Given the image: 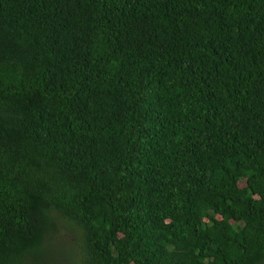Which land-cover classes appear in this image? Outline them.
<instances>
[{"label":"trees","instance_id":"16d2710c","mask_svg":"<svg viewBox=\"0 0 264 264\" xmlns=\"http://www.w3.org/2000/svg\"><path fill=\"white\" fill-rule=\"evenodd\" d=\"M0 264H264V0H0Z\"/></svg>","mask_w":264,"mask_h":264},{"label":"rangeland","instance_id":"374dc122","mask_svg":"<svg viewBox=\"0 0 264 264\" xmlns=\"http://www.w3.org/2000/svg\"><path fill=\"white\" fill-rule=\"evenodd\" d=\"M63 233H64V237L63 238H61L60 240H59V242H58V244L59 245H63V244H65L66 245V243H68L67 242V239L69 238V233H68V229H66L65 227L63 228Z\"/></svg>","mask_w":264,"mask_h":264}]
</instances>
